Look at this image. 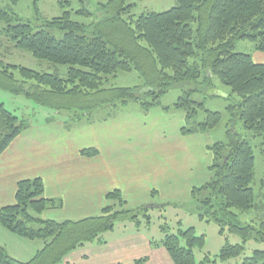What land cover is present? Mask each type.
Masks as SVG:
<instances>
[{"label":"trees","instance_id":"obj_1","mask_svg":"<svg viewBox=\"0 0 264 264\" xmlns=\"http://www.w3.org/2000/svg\"><path fill=\"white\" fill-rule=\"evenodd\" d=\"M20 1L10 3L16 6ZM64 2H59L62 8ZM38 4L35 0L39 26L0 8V37L3 43H9V50L31 53L36 60L49 63L53 72L0 61V88L16 95L25 93L57 111L91 114L108 104L126 106L129 102H140L149 111L160 106L162 96L172 88L194 85L175 103L191 122L182 131L185 136L207 133L222 121L221 113L206 110L204 103L192 100L198 86L219 79L238 97L239 102L227 110L233 122L238 120L243 125L248 137H242L231 124L227 141L212 148L214 178L193 194L212 190L211 197L201 204L208 217L220 224L223 221L218 214L227 218L232 232L239 234L244 244L250 238L264 243V193L257 195L254 190L256 147L264 156V65L247 54L234 52L240 40L252 41L257 52H264V0H177L176 7L167 12L145 11L138 17L136 3L109 0L99 8L104 16L90 26L74 21L66 11L50 19ZM79 13L91 15L87 9ZM87 28L93 29L90 36L86 35ZM52 30L63 33V38L58 39ZM134 71L145 82V95L138 93L139 87L104 88L119 73ZM200 111L207 114L203 122L195 121ZM29 127V122L0 104V156ZM98 153L95 148L80 152L90 158ZM44 190L43 179L24 180L17 186L13 206L0 210L1 226L23 239L42 240L44 247L34 258L22 262L11 257L0 243V264H60L85 244L101 241L103 234L115 229L117 220L132 212L125 211L127 203L117 190L106 196L110 204L98 216L78 221L48 220L43 218L44 213L56 208L57 202L47 199ZM235 211L241 215L254 213L256 218L243 225ZM131 219L141 224L136 216ZM180 234L167 236L162 241L164 248L174 264H197L192 250L203 243L204 237H197L194 228ZM242 250V245L225 246L221 258L236 257ZM241 264H264V251H255Z\"/></svg>","mask_w":264,"mask_h":264},{"label":"rangeland","instance_id":"obj_2","mask_svg":"<svg viewBox=\"0 0 264 264\" xmlns=\"http://www.w3.org/2000/svg\"><path fill=\"white\" fill-rule=\"evenodd\" d=\"M38 1L40 11L50 19L61 16L66 11L73 15L74 21L90 26L99 22L104 16L99 8L101 4H106L109 0H64L63 8L59 4L61 0ZM129 1L130 4L136 3L134 12L137 17L145 11L167 12L176 7L177 4V0ZM34 2L35 0H21L18 5L13 6L10 0H0V8L7 9L21 17L24 22L31 21L39 26L40 24L36 22ZM85 9L91 15L86 16L79 13ZM92 31L93 29L87 28L86 35L90 36ZM51 32H54L58 39L63 38V33L54 30ZM3 42L0 37L1 62L20 65L37 72H53L49 63L36 60L28 52L9 50V43ZM234 52L256 58V44L249 40H240ZM65 70L62 71L65 72ZM208 76L210 77V74ZM204 80L202 79L201 82ZM144 84L140 73L134 71L119 73L117 77L111 78L104 88L139 87L138 93L145 95ZM195 87L186 84L183 87L172 88L171 91L162 96L160 106L149 111H146L140 102H129L126 106L108 104L100 110L92 111L91 114L82 111L76 112L75 110L57 111L42 106L25 93L16 95L3 88H0V104L5 105L7 111L14 113L20 120L29 122L30 126L45 124L46 120H63L66 129H73L71 132H73L74 140L81 141L85 145L89 144L88 140L92 141L98 136L97 128L99 126H108L111 127L108 135L114 139L117 137L119 143L131 141V144L140 145V151L144 150V153H148L143 154L144 157L134 163L136 165L128 179V181L130 180V189L125 197L123 196L127 203L125 211L132 212L126 215L127 217L124 216L117 220L116 233L125 230V222H131L129 226L132 225V227L131 230H127L128 232L131 233L135 229L146 233L151 240L156 241L155 245L164 248L162 241L167 236H178L180 231L187 232L189 228H194L197 237H204L203 243L197 244L192 250L197 264H241L245 259L254 256L255 251H264V243L250 238L244 244L242 237L232 232L227 218L218 214V218L223 221V224H220L217 220L208 217L207 209L203 208L201 204L211 197L212 190H203L195 195L193 192L214 178L215 173L212 172L211 166L215 161V154L212 148L220 142L225 143L227 141L226 134L227 130L231 128V124L235 125L236 130L244 138L248 137V132L238 120L232 121V116L227 110L231 104L239 102L238 97L219 79H213L211 81L206 80L202 86H198L199 91L192 94V100L204 103L206 110L221 113L223 115L222 121L217 128L209 130L207 133L183 136V129L190 127L191 122L188 120L185 111L175 108V103L179 98L185 96V91ZM206 118L207 114L200 111L195 121L203 122ZM106 122L109 124H104ZM150 144L151 147H149ZM134 151H136L135 145L130 150L131 155H135ZM119 157L120 160L117 165L122 164L124 166V161L121 163V155ZM255 159L254 190L255 194L258 195L264 193V156L258 147L255 149ZM234 213L239 219L237 221L243 225L251 223L256 218L254 213L247 215H241L237 211ZM133 216H136L141 224L134 222L131 219ZM201 216L204 217L201 218ZM231 222L232 224L236 223L233 220ZM1 227L0 240L1 243L8 245V248L6 247L8 251L20 253L23 250L19 243H25L27 252L19 256L23 260H27L35 255L31 254L33 250H30V242L33 241L11 233L3 225ZM112 233V231H108L107 237L105 234H101V239L106 238L108 241L113 236ZM41 243L42 249L44 242L41 240ZM181 244L187 247L183 240ZM36 245L38 248L40 247L38 243ZM229 245H242L243 250L236 257L223 260L221 252L225 246ZM38 248L35 250L38 251Z\"/></svg>","mask_w":264,"mask_h":264},{"label":"crops","instance_id":"obj_3","mask_svg":"<svg viewBox=\"0 0 264 264\" xmlns=\"http://www.w3.org/2000/svg\"><path fill=\"white\" fill-rule=\"evenodd\" d=\"M256 55L253 58L255 63L264 65V52H257ZM65 127V122L60 119L30 126L0 156V210L13 206L20 182L35 178L43 179L45 197L57 202L56 208L44 213L48 220L78 221L95 217L102 214L103 209L110 204L106 200L109 193L120 190L125 197L130 189L128 179L136 165L135 161L141 160L143 154L148 153L140 151V145L131 144V141L119 143L117 137L114 139L108 135L111 130L108 126H99L98 136L92 141L88 140L87 145L74 140L71 132L73 129ZM134 145L135 155H131L130 150ZM92 148L98 150L97 156L90 158L80 154L81 150ZM119 155L124 166L117 165ZM129 224L131 222H125V230L119 233L114 229L108 241L105 238L85 244L65 256L60 264H137L144 260V264H174L166 249L155 245L156 241L151 240L146 233L135 229L128 232L132 227ZM105 235L108 236L107 233ZM36 243L40 245L39 248ZM19 244L23 251L13 253L7 250L6 243H1L11 257L22 262L34 258L42 245L39 240L30 242V250H33L31 254L35 255L23 260L19 255L27 252L26 245Z\"/></svg>","mask_w":264,"mask_h":264}]
</instances>
